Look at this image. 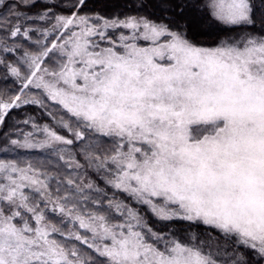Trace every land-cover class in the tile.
<instances>
[{
  "label": "snow or ice",
  "instance_id": "obj_1",
  "mask_svg": "<svg viewBox=\"0 0 264 264\" xmlns=\"http://www.w3.org/2000/svg\"><path fill=\"white\" fill-rule=\"evenodd\" d=\"M0 264H264V0H0Z\"/></svg>",
  "mask_w": 264,
  "mask_h": 264
},
{
  "label": "rangeland",
  "instance_id": "obj_2",
  "mask_svg": "<svg viewBox=\"0 0 264 264\" xmlns=\"http://www.w3.org/2000/svg\"><path fill=\"white\" fill-rule=\"evenodd\" d=\"M33 158H38V157L34 155Z\"/></svg>",
  "mask_w": 264,
  "mask_h": 264
},
{
  "label": "trees",
  "instance_id": "obj_3",
  "mask_svg": "<svg viewBox=\"0 0 264 264\" xmlns=\"http://www.w3.org/2000/svg\"><path fill=\"white\" fill-rule=\"evenodd\" d=\"M119 2H122V0H119Z\"/></svg>",
  "mask_w": 264,
  "mask_h": 264
}]
</instances>
